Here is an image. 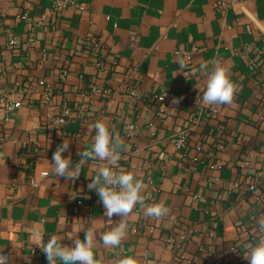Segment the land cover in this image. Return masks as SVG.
<instances>
[{
    "label": "crops",
    "instance_id": "obj_1",
    "mask_svg": "<svg viewBox=\"0 0 264 264\" xmlns=\"http://www.w3.org/2000/svg\"><path fill=\"white\" fill-rule=\"evenodd\" d=\"M80 2L85 11L55 12L54 0H0V251L11 264H48L39 239L72 246L67 237L91 228L99 264H249L264 235V0ZM215 66L237 86L231 104H203ZM5 96L23 103L9 118ZM97 121L123 142L116 170L144 183L118 247L100 237L121 218L88 189L107 162L88 160L74 181L51 162L67 140L77 163ZM157 203L167 215L146 217Z\"/></svg>",
    "mask_w": 264,
    "mask_h": 264
},
{
    "label": "clouds",
    "instance_id": "obj_2",
    "mask_svg": "<svg viewBox=\"0 0 264 264\" xmlns=\"http://www.w3.org/2000/svg\"><path fill=\"white\" fill-rule=\"evenodd\" d=\"M178 64L181 69L178 74H183L186 79H189L191 72L183 70L187 68L186 60L179 59ZM236 89L237 86L229 79L226 70L221 66H215L207 79L202 97L203 104L206 106L231 104ZM176 102L174 99L173 103ZM89 127L96 133L92 146L80 151L79 161L73 164L70 156L67 158L64 156L70 148V143L64 140L53 153L51 161L54 165L53 171L60 178L74 181L78 179L81 167L88 160L99 159L107 162L99 167L95 176H90L88 189L95 191L99 196L105 209L104 213L109 220H112L113 216L121 218L114 228L100 237L105 247H118L126 234V218L132 214L137 204L144 203L145 197L142 194L144 183L132 173L116 170L120 152L124 149L123 142L116 138L117 134L110 131L109 126L102 121H97ZM167 213L168 209L162 203L149 205L144 211L146 217L157 219L166 216ZM256 223L259 231L264 233V218H258ZM95 235V232L89 228L84 231L83 239L67 237L72 240V246L62 244L55 235H51L46 243L44 238L39 239L36 246L44 253L48 264H99L94 252ZM245 259L249 264H264V235L260 237L257 245L250 250ZM0 264H11L10 256L4 255L3 251H0ZM119 264H137V260L134 257L125 256L119 260Z\"/></svg>",
    "mask_w": 264,
    "mask_h": 264
},
{
    "label": "built area",
    "instance_id": "obj_3",
    "mask_svg": "<svg viewBox=\"0 0 264 264\" xmlns=\"http://www.w3.org/2000/svg\"><path fill=\"white\" fill-rule=\"evenodd\" d=\"M68 8L80 10V11H85V9H86V7L84 5H82L80 0H54V6L52 8L53 11L60 12L62 10L68 9ZM11 44H15V42L13 41ZM166 98H167V95H162L158 99L160 101H165ZM1 103H2V106H3L2 108H3V111H4L6 118H9L11 116V114H13L16 110L20 109L23 106V103L21 100L13 99L9 96H5ZM71 115H72L71 110L67 109V110H65V112L62 116H60L58 118H53L52 120L57 125H61V124H64L67 121V118H69ZM186 143H187L186 134L185 133L179 134L177 137V140H176V145L178 147H183L186 145ZM198 150H202V148L199 147ZM42 176L46 177V176H48V173H43ZM257 177H259V178L264 177V172L258 173ZM33 186L37 187L38 185L33 182ZM250 189L252 191H255L256 185L255 184L251 185ZM157 192H158V189L156 187H151L150 192L148 194L149 199H152L156 195ZM142 225H141V228L144 227V225L143 226Z\"/></svg>",
    "mask_w": 264,
    "mask_h": 264
}]
</instances>
